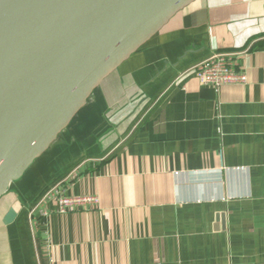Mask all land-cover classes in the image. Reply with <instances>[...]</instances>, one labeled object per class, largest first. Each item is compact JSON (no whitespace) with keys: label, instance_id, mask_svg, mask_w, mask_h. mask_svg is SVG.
<instances>
[{"label":"crops","instance_id":"1","mask_svg":"<svg viewBox=\"0 0 264 264\" xmlns=\"http://www.w3.org/2000/svg\"><path fill=\"white\" fill-rule=\"evenodd\" d=\"M225 51L245 83L201 85ZM131 63L1 194L0 264H264V0H195ZM55 185L98 203L33 211Z\"/></svg>","mask_w":264,"mask_h":264},{"label":"water","instance_id":"2","mask_svg":"<svg viewBox=\"0 0 264 264\" xmlns=\"http://www.w3.org/2000/svg\"><path fill=\"white\" fill-rule=\"evenodd\" d=\"M195 0H0V196Z\"/></svg>","mask_w":264,"mask_h":264},{"label":"built area","instance_id":"3","mask_svg":"<svg viewBox=\"0 0 264 264\" xmlns=\"http://www.w3.org/2000/svg\"><path fill=\"white\" fill-rule=\"evenodd\" d=\"M238 56L239 53L235 51L216 52L191 67L201 85H210L217 89L226 84H243L246 81V74L236 68ZM49 200L54 201L55 210L60 213L76 209L78 206L98 203L97 195L69 196L59 185H55L43 193L33 211L38 210L42 215H46L48 211L44 204Z\"/></svg>","mask_w":264,"mask_h":264},{"label":"rangeland","instance_id":"4","mask_svg":"<svg viewBox=\"0 0 264 264\" xmlns=\"http://www.w3.org/2000/svg\"><path fill=\"white\" fill-rule=\"evenodd\" d=\"M134 63H131V64H125L124 66H123V68H121L122 70H120V69H116L114 72H112V74L111 75H109L107 78H105L101 83H104L105 85H108L110 82L111 83H117V82H119V78H120V76H122V74H124L125 72H127L128 70H131V68L132 67H134ZM109 79V81H107ZM107 81V82H106ZM106 82V83H105ZM104 84H102L103 86H105ZM102 85H101V87H102ZM100 90V89H99ZM98 92H100V91H98ZM95 94H98L97 92L96 93H93V95H95ZM92 95L89 97V99L87 100L88 101V106H87V110H89V108L91 107V105H92V101H93V99H92ZM90 106V107H89ZM103 137V136H102Z\"/></svg>","mask_w":264,"mask_h":264}]
</instances>
